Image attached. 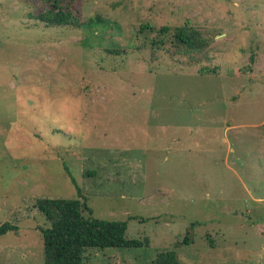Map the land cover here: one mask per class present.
<instances>
[{"label": "rangeland", "instance_id": "1", "mask_svg": "<svg viewBox=\"0 0 264 264\" xmlns=\"http://www.w3.org/2000/svg\"><path fill=\"white\" fill-rule=\"evenodd\" d=\"M45 8L0 0V264H43L35 200L76 197L63 165L83 217L144 241L82 264H264V0H81L77 26ZM184 24L202 48L151 45Z\"/></svg>", "mask_w": 264, "mask_h": 264}, {"label": "trees", "instance_id": "2", "mask_svg": "<svg viewBox=\"0 0 264 264\" xmlns=\"http://www.w3.org/2000/svg\"><path fill=\"white\" fill-rule=\"evenodd\" d=\"M46 4L45 10L38 15L40 21L47 25H72L77 26L76 13L81 9V0H41ZM79 25V24H78ZM168 28L157 30L158 35L151 45L159 47L170 40L177 46H184L188 50L202 48L205 43L199 40L200 32L184 24L177 26L168 35ZM190 63V59H188ZM54 132L61 134V130L53 128ZM64 134V133H63ZM70 181L76 187V197H39L35 200L37 209L47 218L50 226L41 230L43 247V264H82L83 252L90 247H116L131 248L144 244L141 239L126 236L127 220L114 221L82 215V206L86 197L82 195L81 188L77 186L74 177L67 166H64ZM134 217H128L131 219ZM192 224L186 229L183 242L188 244V235ZM13 225L9 222L0 224V235L10 231ZM154 264H178V255L174 249L165 250L156 254Z\"/></svg>", "mask_w": 264, "mask_h": 264}]
</instances>
